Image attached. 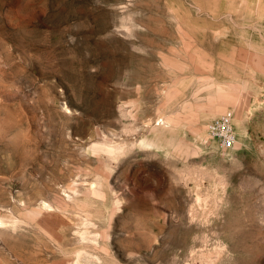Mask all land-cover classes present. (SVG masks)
I'll list each match as a JSON object with an SVG mask.
<instances>
[{"label": "rangeland", "instance_id": "obj_1", "mask_svg": "<svg viewBox=\"0 0 264 264\" xmlns=\"http://www.w3.org/2000/svg\"><path fill=\"white\" fill-rule=\"evenodd\" d=\"M236 84L264 123V0H0V264H264V159L208 133Z\"/></svg>", "mask_w": 264, "mask_h": 264}, {"label": "bare ground", "instance_id": "obj_2", "mask_svg": "<svg viewBox=\"0 0 264 264\" xmlns=\"http://www.w3.org/2000/svg\"><path fill=\"white\" fill-rule=\"evenodd\" d=\"M249 89L250 90H246V89L244 90L243 87H241L240 85H237V84L234 85V87L230 88L229 89L230 91H226L220 87H216L215 92L213 93V96L209 99L205 109L208 110V113L210 115L208 118H211V117L221 115L222 113L229 114L226 111L228 108H230L232 110L231 113L233 114L232 115L230 113V115L233 116L232 117V124H233L235 144H234V147L232 149H229V150H233L235 148L236 144H241V145L243 144L247 148L255 149L254 151L264 159V141L260 140V138H259L260 135L264 134V123L262 121H260V122L256 121V122L252 123L250 127L248 126V118H249L251 108L249 107V105L247 104L245 99L248 96L252 95V92H255L256 88L250 87ZM213 121H215V120H213ZM174 127H175V125H174V123H172L171 119L165 118V117H160V118H158V121L156 122V125L154 126L153 130L154 131H164V130L171 129ZM208 133L214 140H216V138L210 132H208ZM250 133H252L255 136L254 142H252L251 138L249 137ZM201 139H202V141L206 140L207 142H209V140L207 139V135H205V134H204V137L203 136L201 137ZM115 149H116V147L113 146V147H109L107 149V151L108 152H113V151L115 152ZM175 149H176V146H175ZM91 188H93V187H91ZM91 191L94 194L99 192V190H97L96 188H93ZM9 217H10V220L13 223V225L19 223V220L17 219V217H12L11 214L9 215ZM4 222L6 224V221H4ZM4 222L2 220H0V225H2Z\"/></svg>", "mask_w": 264, "mask_h": 264}, {"label": "built area", "instance_id": "obj_3", "mask_svg": "<svg viewBox=\"0 0 264 264\" xmlns=\"http://www.w3.org/2000/svg\"><path fill=\"white\" fill-rule=\"evenodd\" d=\"M209 132L216 138L222 150L234 147L235 139L232 118L230 114H224L209 125Z\"/></svg>", "mask_w": 264, "mask_h": 264}]
</instances>
